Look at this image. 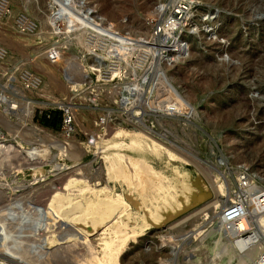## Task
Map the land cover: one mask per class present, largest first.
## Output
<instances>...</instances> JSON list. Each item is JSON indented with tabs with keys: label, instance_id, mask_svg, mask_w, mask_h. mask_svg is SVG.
Listing matches in <instances>:
<instances>
[{
	"label": "rangeland",
	"instance_id": "374dc122",
	"mask_svg": "<svg viewBox=\"0 0 264 264\" xmlns=\"http://www.w3.org/2000/svg\"><path fill=\"white\" fill-rule=\"evenodd\" d=\"M0 50V264H258L264 248L228 261L211 245L236 236L217 212L250 218L264 198V0H0ZM152 172L173 176L181 212L156 208ZM96 179L116 217L61 242L68 192Z\"/></svg>",
	"mask_w": 264,
	"mask_h": 264
},
{
	"label": "bare ground",
	"instance_id": "6f19581e",
	"mask_svg": "<svg viewBox=\"0 0 264 264\" xmlns=\"http://www.w3.org/2000/svg\"><path fill=\"white\" fill-rule=\"evenodd\" d=\"M184 9H185V7H183L182 5L177 6L175 14L178 15V14L183 13ZM2 55H3V51L0 50V56H2ZM251 69H252V66H251L250 70ZM207 78L209 79V77H207ZM210 78H212V77H210ZM36 79H38V81H37V83H38L40 81V78L37 77ZM223 79H225V78H223ZM216 81H217V79H216ZM209 85H210V83H209ZM28 102L29 101H27V103ZM25 104H26V102L24 103V106H25ZM35 104L36 103H33L32 105L27 104L28 107L26 109V113H25V115H23L24 119H27L28 121L31 120V117H32L33 112H34ZM70 120H71V118H70ZM29 125H30V128L32 127L37 131L44 132V129H42L43 127H39L38 125H35L33 123L26 125V127L29 128L28 127ZM46 135H51V133L46 131ZM55 137L56 136H54V138ZM64 141L65 140H63V141L60 140V142H62L61 144H59L61 149L65 145ZM74 142H76V141L75 140L71 141V143H74ZM156 152L160 153L161 149H160V151H159V149H157ZM146 163H147V161H146ZM147 164H149V162ZM26 165L34 167V165L30 164V163H27V164L19 163L18 165L17 164L15 165L16 172L19 173V171H23V167ZM151 165H152V163H151ZM195 165L198 168H200L201 170H203L199 165H197V164H195ZM179 169L180 168L178 166L176 168H172V167L166 168V170L171 172L172 174L175 173L176 171L180 172ZM150 170L151 169H150L149 165H146L145 171H150ZM152 174H153L154 178L160 179V183L154 188H156V190H157L156 193L160 196L159 203H161L162 207H158L156 205V208L161 209L163 207L165 208L167 205H171L173 208L177 209V211L181 212L180 205L177 204L174 197L172 198L171 194H170V189L173 191L175 190V184H174L173 176L167 178L163 175L159 176L155 172L154 173L152 172ZM140 176H141V178H143L142 173ZM98 177H99V175H98ZM98 177H97V179H98ZM206 177L209 179V181L211 182V185H213V187H214V189L218 195L220 192L219 186L215 185L214 178L210 174H206ZM97 179L95 181L90 180L89 181L90 184H87L86 186H84L85 188L83 187L82 189H78L75 191H73L71 189L68 192V195L66 193V195L68 196V199L65 201V203H63L62 207H60L62 217H65L66 218L65 220L67 221L65 224V225H67V227L65 226L64 236L60 235L62 238L61 242L65 243V244H71L72 241L75 240L76 238H82L83 239V238L91 237V236H93V234H97L102 229V226L106 221L113 220V218L116 217L117 211H115V208L118 207L120 203L119 204H115V203L120 201V200L110 201L113 198L111 196V194L113 192L112 189H110V186L108 184H106V182H104L105 179L103 181L102 180L98 181ZM70 180H69V182H70ZM105 181H107V180H105ZM243 181H244V184L242 181H239V190L241 191L240 193L243 194V197H244L247 194V192H245V190H243V187L246 186L245 177H243ZM67 184H69V183L67 182ZM193 190H194V187H193L192 181L187 180L185 182L183 188H182V191H184V196H183L184 201L190 200V202H194ZM136 192L139 195H141L139 190H137ZM251 193H253V192H251ZM154 195H155V193L151 194L152 200L156 199ZM63 196H65V195H63ZM134 197H135V195H133V194L128 195V201L131 200V202H132L134 200ZM139 202H138V200L135 201V206L136 205L140 206ZM218 202H219V200L213 202L214 205H212V207H214L215 203H218ZM209 204H211V203H209ZM232 205H235V203ZM152 206H154V202H152ZM257 206H258V208H257L258 210L257 211L254 210L253 213L250 214V218H247L248 216L246 217L245 216L246 214L242 215L243 209L241 210L236 206L228 207L225 210L222 209L221 211L216 213V215L214 216V220L215 221L219 220V221H221V223H225L227 227L229 226L225 231H228L229 229H231V232H234L236 236H233L234 234L232 233L233 235L231 236V238L225 239V236H221L216 241H214L213 245H211V252H212L213 256L224 255V256H227L228 261H231L232 258L234 257V253L236 251L242 252V251H246L248 249L251 254L261 252V250L264 248V242H257V241L260 239V236L262 234H264V198L258 202ZM208 208H209V205H208ZM208 208H207V205H206V207L205 206L203 208L201 207V209L203 211L207 210ZM157 209L154 212V211H152L151 207L148 208L146 205L144 206V210L149 215L150 223L155 225V226H158L160 224V222H156V217L161 215V212H158ZM58 210H60V209H58ZM197 211L195 210V212H197ZM197 213L199 214L200 211ZM192 215H189V216L187 215L186 218H184L180 221H177L176 222L177 224L176 223L172 224L175 226L173 228H171V231L175 234L176 226H179V225L183 226L182 222L192 218ZM161 216H163V214ZM163 219H165V218H163ZM122 224H123V222H122ZM63 229H64V227H63ZM233 229H235V230H233ZM249 229L250 230L253 229L251 235H249L248 237H243L241 234H243V232H245V231L247 232V230H249ZM181 230H182V227H181ZM181 230H179V231H181ZM246 234H243V235L245 236ZM82 235H84V236H82ZM48 246L51 249L53 247H55L54 245L52 246L51 243L50 244H45V243L43 244V248H46ZM216 258H218V257H215V260H216ZM215 260L213 259L212 262H214ZM245 261L246 260L242 261V262H244L243 264H245ZM172 262H171V259L166 258V259H163L160 264H172ZM246 264H249V263H246Z\"/></svg>",
	"mask_w": 264,
	"mask_h": 264
},
{
	"label": "built area",
	"instance_id": "2783aa9c",
	"mask_svg": "<svg viewBox=\"0 0 264 264\" xmlns=\"http://www.w3.org/2000/svg\"><path fill=\"white\" fill-rule=\"evenodd\" d=\"M243 184H244V181H243ZM233 230H235V229H233ZM258 264H264V250H263V252L261 253V255L259 257Z\"/></svg>",
	"mask_w": 264,
	"mask_h": 264
},
{
	"label": "water",
	"instance_id": "95a60500",
	"mask_svg": "<svg viewBox=\"0 0 264 264\" xmlns=\"http://www.w3.org/2000/svg\"><path fill=\"white\" fill-rule=\"evenodd\" d=\"M12 255V253H10L9 251H6V252H4L3 253V257H5V258H9V256H11Z\"/></svg>",
	"mask_w": 264,
	"mask_h": 264
},
{
	"label": "trees",
	"instance_id": "16d2710c",
	"mask_svg": "<svg viewBox=\"0 0 264 264\" xmlns=\"http://www.w3.org/2000/svg\"><path fill=\"white\" fill-rule=\"evenodd\" d=\"M45 118H46V117H45ZM45 120H46L45 122H46V124H47V125H51V124H52V121H51V119H49V118H46Z\"/></svg>",
	"mask_w": 264,
	"mask_h": 264
}]
</instances>
